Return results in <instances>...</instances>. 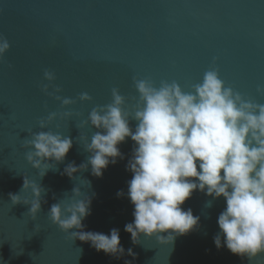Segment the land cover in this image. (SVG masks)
Returning a JSON list of instances; mask_svg holds the SVG:
<instances>
[{
    "label": "water",
    "instance_id": "obj_1",
    "mask_svg": "<svg viewBox=\"0 0 264 264\" xmlns=\"http://www.w3.org/2000/svg\"><path fill=\"white\" fill-rule=\"evenodd\" d=\"M0 264H264V0H0Z\"/></svg>",
    "mask_w": 264,
    "mask_h": 264
}]
</instances>
